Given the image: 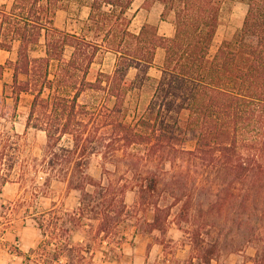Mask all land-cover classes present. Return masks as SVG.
<instances>
[{
  "label": "trees",
  "instance_id": "trees-1",
  "mask_svg": "<svg viewBox=\"0 0 264 264\" xmlns=\"http://www.w3.org/2000/svg\"><path fill=\"white\" fill-rule=\"evenodd\" d=\"M155 1L162 4L161 18L174 25L170 37L150 23L133 32L128 15L133 0H82L90 7L83 34L54 25L64 0H14L10 10L0 7V48L10 49L14 39L20 40L17 58L0 64V78L6 66L13 69L15 99L23 92L32 96L26 126L46 134L42 157H27L16 173L23 154L21 134L13 126L0 130V194L8 182H29L15 204L1 205L2 216L24 208L23 216L33 219L40 236L30 249L33 255L13 247L17 255L36 264H108L119 256L130 229L125 200L129 190L145 209L153 210L143 227L162 229L169 206L147 198L163 181L155 167L157 157L171 152L201 163L202 174L208 176L206 189L189 195L179 207L190 224L191 250L204 263H211L224 245L207 228L214 205L235 202L245 212L264 210V205L259 207L264 204V0H245L242 26L213 55L209 51L226 0H145V6ZM41 37L45 54L33 56L30 51ZM66 46L73 48L69 57ZM158 47L165 56L158 65L161 74L154 78L149 69ZM102 48L116 53L115 66L89 80L91 63ZM131 68L134 77L129 76ZM149 81L154 82L149 101L129 119L127 94ZM89 89L104 91L112 104L80 102ZM5 96L0 118L10 112ZM190 137L194 147L185 149ZM94 161L98 176L90 172ZM14 172L21 177H13ZM31 172L28 180L25 175ZM52 179L76 191L73 207L52 201L38 208ZM181 198L175 196L171 205ZM250 222L244 216L237 233L246 234ZM76 233L80 236L74 237ZM256 239L264 241L261 235ZM251 259L263 264L264 245L256 246Z\"/></svg>",
  "mask_w": 264,
  "mask_h": 264
},
{
  "label": "rangeland",
  "instance_id": "rangeland-1",
  "mask_svg": "<svg viewBox=\"0 0 264 264\" xmlns=\"http://www.w3.org/2000/svg\"><path fill=\"white\" fill-rule=\"evenodd\" d=\"M65 1L70 2L71 0ZM75 5L76 2L72 3L70 6V11L72 13L76 12ZM136 5L137 2L134 4L133 8ZM246 10L247 4L245 0H226L224 2L220 15V23L210 47V55L216 52L218 46L224 39L231 38L242 26ZM132 13L133 10H128V15L130 17ZM138 24L139 18H136L132 24H130V28L133 29ZM37 48H39V46H37ZM71 51V46L66 47L64 51L65 56L69 57ZM161 51L165 53L164 49L155 50V68L150 70L152 75H155L154 78L160 75L157 68L163 60L161 59ZM30 53L33 56H38L41 53V49L31 50ZM100 63H104V65ZM55 64L56 62H53L51 67L52 72L55 70ZM112 64L113 55L105 54L104 51L99 50L95 56L94 64L88 77L95 78L101 71V67H103L104 72H111L114 68ZM5 69V73L2 75V81H4L5 85L3 93H0V99H2L4 94L6 95L4 97L6 104H4L8 106L10 112L7 118H0V130L13 126L14 129L21 134L19 141L23 149V154L14 170L18 173L23 168V164L27 163V157H42L43 146L46 143V134L40 129L26 126L29 104L32 96L28 93H22L15 99V94L12 92V69L9 67ZM135 71L134 68H131L129 76L133 77ZM23 78L24 76L20 74L19 79ZM153 86L154 82L149 81L142 87L129 91L125 100L126 106L128 107L129 119H132L133 116L138 114L149 101ZM79 101L86 102L89 105H99L105 101L111 105L113 100H105L104 91L89 89L81 94ZM64 139V142L67 141V136ZM194 143L195 140L193 138H187L183 147L185 149H192ZM181 155L182 153H179L177 156H174L171 152L169 155L164 154L162 158L157 157L155 161V167H158L163 181L157 191L147 199L149 201L156 199L161 205L165 204L169 206V215L164 222L163 228L147 230L143 227L142 222L144 219H152L153 210L149 206L145 209L144 204L138 203V198L134 190H129L125 195V200L129 208L128 223L130 229L129 232L126 233L127 236L122 243L119 256L112 257L111 260L106 263L206 264L197 258L191 250L190 224L179 213V207L186 197L193 193L198 196L200 191L206 189L208 185V176L202 174L204 166L201 163L187 160L181 157ZM90 172L95 176H98L100 172L95 161L92 162L90 166ZM16 173L12 174V176L16 179L17 177H21ZM32 175L33 173L31 172L25 176H27L29 180ZM165 181L166 184H164ZM203 182L206 186L201 184ZM28 186L29 182H26V184L8 182L3 186L2 193L0 194V264H36L33 259H26L25 256L17 255L13 251V247H16L21 249L25 254H31L30 249L37 245L40 236L33 219L24 217L21 212L24 211V208L19 211V207L11 213L7 210L6 215L2 216L5 209L1 205L8 204L9 201H13L15 204ZM179 195L182 197L179 202L171 205V201L174 197ZM52 201H56L58 204L68 208L73 207L77 202L76 191H67L62 181L52 179L47 193L39 198L38 208H46L50 206ZM148 203L150 202H147V204ZM200 203L201 202L198 204ZM263 205V202H260L259 207H263ZM202 207L206 209L205 205ZM213 209L215 212H211L209 218H207L209 221L207 228L212 229L213 235L218 236L219 234L224 245L216 258L209 264H252L251 256L255 254L256 246L262 247V245H264V241L259 243L258 240L260 239H256L257 235L264 237V210L255 208L245 212V209L239 207L235 202H229V204H223L221 206L214 205ZM244 216H247L251 222L246 228V234L244 232L238 234L236 227L239 221H244ZM253 226H255V228ZM135 229L140 230L133 233ZM79 236L80 234L76 233L74 237ZM243 241L247 243L244 244ZM97 255L101 256L100 253Z\"/></svg>",
  "mask_w": 264,
  "mask_h": 264
},
{
  "label": "crops",
  "instance_id": "crops-1",
  "mask_svg": "<svg viewBox=\"0 0 264 264\" xmlns=\"http://www.w3.org/2000/svg\"><path fill=\"white\" fill-rule=\"evenodd\" d=\"M14 0H0V7H3L7 10H10L12 5H13ZM68 2L65 1V7L63 8H58L55 17H54V25L60 29L69 31V32H74L77 34H83L86 30V24L88 21L89 13H90V7L87 4H84L82 0H71L69 2V7H68ZM76 2L75 5V10L76 12H71L70 11V6L72 3ZM137 2V5L133 8L134 4ZM133 8V9H132ZM129 10H133V13L131 14V23L136 19L139 18V24L135 28H130L133 32L138 33L142 27L143 24L145 23H150L153 24L157 27V30L159 34L164 35V36H172L174 34V25L170 19H162L161 18V12H162V4L160 2H155L152 3L150 7L145 6V0H133ZM145 11V12H144ZM39 48L35 49H41V53L38 55H44L45 54V45H44V39L41 37V43L38 45ZM68 47V46H66ZM20 48V40L14 39L11 48L10 49H5V48H0V64H5L7 60H15L17 58L18 50ZM71 49H73L71 47ZM157 49L163 50L164 48L158 47ZM34 49H32L33 51ZM101 51H104L105 54H112L113 55V64L115 66L116 62V53L112 50L102 48L100 49ZM161 59L164 58L165 53L161 51ZM95 59V58H94ZM94 64V60L91 63L89 72L87 74V79L89 80H94L95 78H89V73L90 70L92 69V66ZM101 65H104V63H100ZM9 66H6L7 68ZM12 69L11 67H9ZM155 68V66L150 67L149 69V74L152 75L150 72L151 69ZM158 71L161 74V71L159 68H157ZM5 70L3 71V74L5 73ZM101 71H103V67L100 68ZM130 71V70H129ZM136 72V71H135ZM13 77V69L11 73ZM135 75V73H134ZM153 77L155 75H152ZM160 76V75H159ZM158 76V77H159ZM134 77V76H133ZM157 77V78H158ZM4 78V77H3ZM4 81H2V77L0 78V93H3L4 91ZM24 93V92H23ZM22 94V93H21ZM29 94V93H28ZM19 103V101H18ZM30 106V104H29ZM29 113V112H28Z\"/></svg>",
  "mask_w": 264,
  "mask_h": 264
}]
</instances>
